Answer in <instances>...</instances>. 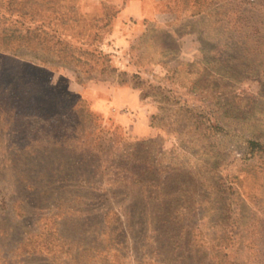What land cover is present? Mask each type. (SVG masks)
<instances>
[{"label":"rangeland","instance_id":"rangeland-1","mask_svg":"<svg viewBox=\"0 0 264 264\" xmlns=\"http://www.w3.org/2000/svg\"><path fill=\"white\" fill-rule=\"evenodd\" d=\"M0 264H264V0H0Z\"/></svg>","mask_w":264,"mask_h":264},{"label":"crops","instance_id":"crops-1","mask_svg":"<svg viewBox=\"0 0 264 264\" xmlns=\"http://www.w3.org/2000/svg\"><path fill=\"white\" fill-rule=\"evenodd\" d=\"M139 1L141 2V5H142V0H139ZM149 1L151 3V0H149ZM152 2H155V0H152ZM135 4H137V3L136 2L135 3L134 2L129 3V8L132 7Z\"/></svg>","mask_w":264,"mask_h":264}]
</instances>
